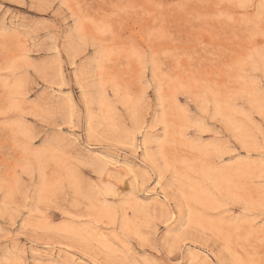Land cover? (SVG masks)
I'll return each instance as SVG.
<instances>
[{
	"label": "rangeland",
	"instance_id": "obj_1",
	"mask_svg": "<svg viewBox=\"0 0 264 264\" xmlns=\"http://www.w3.org/2000/svg\"><path fill=\"white\" fill-rule=\"evenodd\" d=\"M0 264H264V0H0Z\"/></svg>",
	"mask_w": 264,
	"mask_h": 264
}]
</instances>
